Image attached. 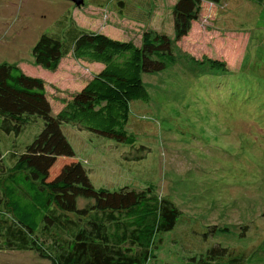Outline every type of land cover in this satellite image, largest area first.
I'll return each instance as SVG.
<instances>
[{
    "label": "rangeland",
    "instance_id": "rangeland-1",
    "mask_svg": "<svg viewBox=\"0 0 264 264\" xmlns=\"http://www.w3.org/2000/svg\"><path fill=\"white\" fill-rule=\"evenodd\" d=\"M231 2H204L188 35L176 43L178 63L143 77L148 100L132 104L128 124L142 147L62 126L72 159L96 189L153 186L181 211L174 230L157 236L155 259L145 264H197L218 246L246 251L248 264H264V0ZM175 3L0 0V63L41 78L57 113L102 65L76 58L70 48L57 71L39 67L32 51L43 34L58 33L65 41L73 28L139 46L152 30L175 41ZM210 60L224 62L227 72L212 70ZM42 128L37 118L18 136L5 135L4 157L12 148L23 150ZM85 204L78 200V207ZM51 244L46 239L44 247ZM0 264L51 262L34 250H0Z\"/></svg>",
    "mask_w": 264,
    "mask_h": 264
},
{
    "label": "trees",
    "instance_id": "trees-1",
    "mask_svg": "<svg viewBox=\"0 0 264 264\" xmlns=\"http://www.w3.org/2000/svg\"><path fill=\"white\" fill-rule=\"evenodd\" d=\"M204 2L221 0H176L175 41L152 30L144 32L139 46L73 28L65 41L58 33L43 34L32 51L39 67L57 71L70 48L76 58L103 66L57 113L41 78L0 63V142L5 135L18 136L34 119L43 121L23 150L12 148L4 157L0 149V250H34L51 264H145L155 259L157 236L179 223L177 205L153 186L96 189L81 163L72 159L75 153L62 126L73 124L119 144L142 147L128 124L132 104L148 100L143 77L178 63L176 43L188 35ZM209 64L227 72L224 62ZM79 199L86 204L78 207ZM46 239L52 241L47 248ZM248 263L246 251L219 246L207 249L197 262Z\"/></svg>",
    "mask_w": 264,
    "mask_h": 264
},
{
    "label": "water",
    "instance_id": "water-1",
    "mask_svg": "<svg viewBox=\"0 0 264 264\" xmlns=\"http://www.w3.org/2000/svg\"><path fill=\"white\" fill-rule=\"evenodd\" d=\"M68 1H72V2H74V3H75V5H77V6H80V5H82V4H83V2H84V0H68Z\"/></svg>",
    "mask_w": 264,
    "mask_h": 264
},
{
    "label": "bare ground",
    "instance_id": "bare-ground-1",
    "mask_svg": "<svg viewBox=\"0 0 264 264\" xmlns=\"http://www.w3.org/2000/svg\"><path fill=\"white\" fill-rule=\"evenodd\" d=\"M249 35H250V34H249ZM52 52H53V51H52ZM173 53H174V51H173ZM102 67H103V66H102ZM9 92H10V91H9ZM5 93H6V92H5ZM7 93H8V92H7ZM153 95H154V94H153ZM154 96H155V95H154ZM160 142H161V140H160ZM212 184H213V183H212ZM247 192H248V191H247ZM245 194H247V193H245ZM239 195H240V194H239ZM238 199H239V198H238ZM242 199H243V198H242ZM244 199H245V198H244ZM244 199H243V200H244ZM248 200H250V199H247V201H248ZM247 201H246V202H247ZM250 201H251V200H250ZM250 201H248V202H250ZM254 202H256V201H254ZM259 204H260V203H259Z\"/></svg>",
    "mask_w": 264,
    "mask_h": 264
},
{
    "label": "crops",
    "instance_id": "crops-1",
    "mask_svg": "<svg viewBox=\"0 0 264 264\" xmlns=\"http://www.w3.org/2000/svg\"><path fill=\"white\" fill-rule=\"evenodd\" d=\"M234 1H236V0H233V2H234ZM233 2H231V3H233ZM225 9H227V6H226V8H225Z\"/></svg>",
    "mask_w": 264,
    "mask_h": 264
}]
</instances>
